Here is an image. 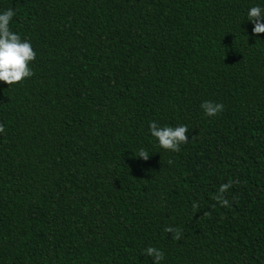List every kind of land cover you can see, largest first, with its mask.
I'll return each mask as SVG.
<instances>
[{
  "label": "trees",
  "instance_id": "obj_1",
  "mask_svg": "<svg viewBox=\"0 0 264 264\" xmlns=\"http://www.w3.org/2000/svg\"><path fill=\"white\" fill-rule=\"evenodd\" d=\"M256 5L0 0L36 53L34 75L0 81V264H154L149 246L161 264H264ZM204 101L224 110L208 117ZM153 121L186 125L189 142L162 149Z\"/></svg>",
  "mask_w": 264,
  "mask_h": 264
},
{
  "label": "clouds",
  "instance_id": "obj_2",
  "mask_svg": "<svg viewBox=\"0 0 264 264\" xmlns=\"http://www.w3.org/2000/svg\"><path fill=\"white\" fill-rule=\"evenodd\" d=\"M15 15L16 12L11 8L0 13V81L5 82L8 86L22 82L25 78H30L34 75L30 63L36 58V53L30 41L22 39L10 27L12 18ZM247 19L254 25L252 29L253 35L264 33V7L259 5L250 7L247 11ZM200 107L208 117L216 116L224 110L222 103L213 101H204ZM5 131L4 125L0 124V133H4ZM149 131L151 136L158 141L159 147L164 150L179 152L181 150L180 146L189 142V138L186 135L189 128L186 125L160 126L153 121L149 124ZM149 155L147 150L141 148L135 156L147 161ZM233 183H239V181L230 180L228 183L220 185L212 199L222 207H230L229 200L224 194L232 187ZM192 207L194 210H197L200 205L194 202ZM164 231L172 233L174 240L178 241L182 238V229L180 228L169 226ZM144 255L151 257L154 264H161V261L164 259V253L153 246L147 247L144 250Z\"/></svg>",
  "mask_w": 264,
  "mask_h": 264
}]
</instances>
